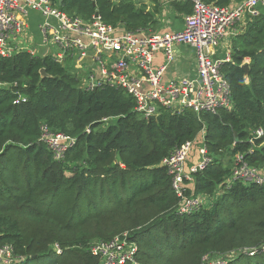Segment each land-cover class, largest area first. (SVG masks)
Wrapping results in <instances>:
<instances>
[{
	"label": "trees",
	"instance_id": "obj_1",
	"mask_svg": "<svg viewBox=\"0 0 264 264\" xmlns=\"http://www.w3.org/2000/svg\"><path fill=\"white\" fill-rule=\"evenodd\" d=\"M52 3L84 21L97 13L128 32L159 25L157 0L150 10L133 0ZM170 4L177 14L192 13L188 0ZM230 48L231 61L221 66L230 109H162L151 121L121 89L80 86L70 61L26 52L0 58L7 85L0 88V246L11 247L16 264H101L92 247L124 233L138 248L137 264H264V186L225 183L238 154L264 171V136L249 142L264 132V11L245 18ZM43 128L75 140L60 160ZM202 130L210 161L192 173L186 195L211 202L179 214L172 177L160 164Z\"/></svg>",
	"mask_w": 264,
	"mask_h": 264
},
{
	"label": "built area",
	"instance_id": "obj_2",
	"mask_svg": "<svg viewBox=\"0 0 264 264\" xmlns=\"http://www.w3.org/2000/svg\"><path fill=\"white\" fill-rule=\"evenodd\" d=\"M188 1L192 13L184 16L182 30L154 33L148 29L128 32L120 25L106 24L95 16L89 21L68 16L54 6L52 0H0V58L22 52L31 56L50 55L61 64L70 61L80 75L84 73V60L91 57L97 72L86 68L87 84L80 81L81 86L87 90L101 86L123 90L134 100V111L145 119L157 117L162 109L172 114L187 109L197 115L216 114L232 107L230 86L221 73V66L231 58L227 55L223 59H214L212 51L236 24L247 16H260L264 0H241L225 7L205 4L203 0ZM29 12H36L43 18L39 26V47L26 19ZM175 45H186L195 51L197 72L194 76L163 80V73L173 60ZM37 48H53L56 53H39ZM158 51L164 52L166 62L155 67L154 55ZM0 88H7V85L0 84ZM204 134L202 130L193 142L176 149L160 164L172 177V189L180 200L179 214L195 213L211 202L204 196L186 195L192 173L203 170L210 161ZM263 136V130L258 129L249 142L253 144L254 139ZM42 140L53 152L55 160H60L75 143L74 139L62 134L48 133L46 128H43ZM195 146L198 147V163L188 167ZM235 181L264 186V171L250 166L244 155H235L231 175L225 183ZM54 248L59 254L60 249ZM91 251L100 258L101 264L138 263V248L129 241L127 233L99 243ZM17 262L19 258L11 247L0 246V264Z\"/></svg>",
	"mask_w": 264,
	"mask_h": 264
},
{
	"label": "crops",
	"instance_id": "obj_3",
	"mask_svg": "<svg viewBox=\"0 0 264 264\" xmlns=\"http://www.w3.org/2000/svg\"><path fill=\"white\" fill-rule=\"evenodd\" d=\"M152 1L153 0H139L138 3H143L150 10L153 5L151 3ZM157 1H159L161 5L159 25L155 30L154 29H148V30L154 33L155 32L172 33L182 30L185 15L177 14L171 8L170 3L173 1H184V0H157ZM240 1L241 0H232V3H238ZM262 11H264L263 8ZM26 19L28 20V23L31 26L32 34L36 38L35 44L36 46L39 47V35H40L39 26L42 24L43 18L41 17L40 14L36 12H29ZM236 27L238 28L230 30L228 35L220 42V44L216 48H214V50L212 51L214 59H223L227 55H230L231 39L230 41L228 39L230 36L233 37L241 32V30L244 27V21L240 22ZM165 62L166 60H165L164 52L163 51L156 52L153 61L154 66L155 67L161 66L165 64ZM247 62L248 61H245V63ZM83 66H84L83 71H85L86 68L92 72H95L96 70L95 62L91 57H88L84 60ZM196 72H197V65L195 60V51L191 47L186 45H175L173 47V60L166 67L163 73V80L194 76Z\"/></svg>",
	"mask_w": 264,
	"mask_h": 264
},
{
	"label": "rangeland",
	"instance_id": "obj_4",
	"mask_svg": "<svg viewBox=\"0 0 264 264\" xmlns=\"http://www.w3.org/2000/svg\"><path fill=\"white\" fill-rule=\"evenodd\" d=\"M116 1V0H114ZM135 3H137L139 0H133ZM152 3V2H151ZM32 14V13H31ZM238 25V24H237ZM237 25L234 26L233 29L235 28H238L236 27ZM232 29V30H233ZM232 36L229 37V41L231 39ZM37 51L39 53H42L43 51H46V52H49L50 54H55L56 53V50L53 49V48H46V49H43V48H37ZM87 77H88V70L85 69L84 73L83 74H80L79 75V78H80V81H82L85 85L87 84ZM193 150L191 151V154H190V158H189V161H188V165L189 167H193L195 164L198 163V155H197V150H198V147L195 146L192 148ZM45 261V260H44ZM209 264H218V263H209Z\"/></svg>",
	"mask_w": 264,
	"mask_h": 264
},
{
	"label": "water",
	"instance_id": "obj_5",
	"mask_svg": "<svg viewBox=\"0 0 264 264\" xmlns=\"http://www.w3.org/2000/svg\"><path fill=\"white\" fill-rule=\"evenodd\" d=\"M61 4H62V0H59V5H61ZM95 17H98V14H97V13L95 14ZM242 70L244 71L245 74H247V70H248V66H247V64L242 65ZM40 75H41V77H43V78L47 77V74H46V72H45L44 69H41V70H40ZM79 85L81 86V83H79ZM147 120H148V121L156 120V116H151V117H149Z\"/></svg>",
	"mask_w": 264,
	"mask_h": 264
}]
</instances>
